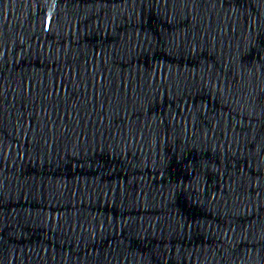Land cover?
Segmentation results:
<instances>
[{
	"label": "water",
	"instance_id": "95a60500",
	"mask_svg": "<svg viewBox=\"0 0 264 264\" xmlns=\"http://www.w3.org/2000/svg\"><path fill=\"white\" fill-rule=\"evenodd\" d=\"M0 264H264V0H0Z\"/></svg>",
	"mask_w": 264,
	"mask_h": 264
}]
</instances>
